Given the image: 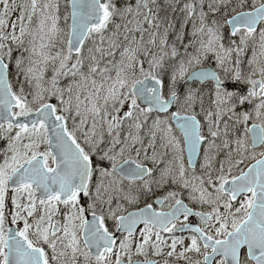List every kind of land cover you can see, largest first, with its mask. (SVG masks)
<instances>
[{"label": "snow or ice", "instance_id": "snow-or-ice-1", "mask_svg": "<svg viewBox=\"0 0 264 264\" xmlns=\"http://www.w3.org/2000/svg\"><path fill=\"white\" fill-rule=\"evenodd\" d=\"M0 264H264V0H0Z\"/></svg>", "mask_w": 264, "mask_h": 264}]
</instances>
